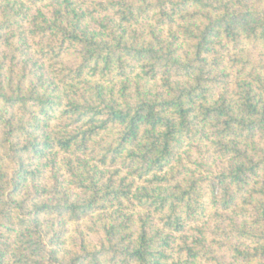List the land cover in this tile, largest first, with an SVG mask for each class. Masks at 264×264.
<instances>
[{"label":"trees","instance_id":"trees-1","mask_svg":"<svg viewBox=\"0 0 264 264\" xmlns=\"http://www.w3.org/2000/svg\"><path fill=\"white\" fill-rule=\"evenodd\" d=\"M0 264H264V0H0Z\"/></svg>","mask_w":264,"mask_h":264}]
</instances>
